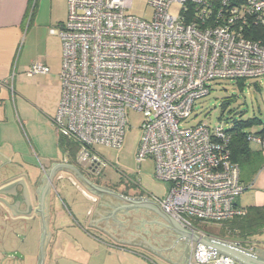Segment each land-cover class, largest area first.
<instances>
[{"label": "built area", "instance_id": "2783aa9c", "mask_svg": "<svg viewBox=\"0 0 264 264\" xmlns=\"http://www.w3.org/2000/svg\"><path fill=\"white\" fill-rule=\"evenodd\" d=\"M67 4V21L54 30L63 53L54 125L78 148L76 161L100 175L107 162L96 146L120 149L134 110L144 117L136 162H154V177L167 186L156 198L166 214L201 236L203 223L244 216L237 201L246 186L225 124L181 125L213 81L264 78V43L246 36L247 28L264 27V0H148L151 21L130 13L132 0ZM50 72L37 62L27 74ZM248 141L264 151V134ZM214 254L218 259L209 260ZM192 255L191 264H239L201 243Z\"/></svg>", "mask_w": 264, "mask_h": 264}, {"label": "crops", "instance_id": "0c3cea01", "mask_svg": "<svg viewBox=\"0 0 264 264\" xmlns=\"http://www.w3.org/2000/svg\"><path fill=\"white\" fill-rule=\"evenodd\" d=\"M67 18V0H0V82L6 83L0 90V188L18 182L10 195V200L15 201L12 206L15 217L23 216L26 214L25 204L18 194L26 188L30 189L29 198L32 202L41 198V192L38 194L39 189L33 186L36 178L44 171L49 175L53 165L63 164L75 168L94 186L134 199L119 191L123 190L159 205L156 197L129 192V188L122 183L114 185L107 178L101 179L103 171L97 175L87 166L79 164L76 161L78 152L76 145L60 137L58 138L61 144L62 140L64 142L63 148L61 146L62 154L58 159L48 163L43 171L25 163L21 159L24 152L22 154L19 148H15L11 143L13 140L23 141L21 130L12 117L11 103H14L18 116L24 106L32 107L27 96L17 91L24 80L33 78L44 80V83H50L48 88L56 91L60 101L55 115L52 117L45 114L54 122L62 98L60 72L63 54L62 42L56 31L62 28ZM37 62L48 66L51 72L47 75L29 76L28 69ZM13 80L17 81L16 88H13L14 93L9 87L12 86ZM17 95L20 98L19 104L16 101ZM39 110L44 111L40 107ZM250 146L254 152L260 153L256 157L259 168L253 176L244 177L242 180L246 190L238 199L237 206L244 209L264 206V151L255 143H251ZM76 170L58 167L52 172L55 191L60 198L55 203L52 193L49 197L45 195L46 200L43 201L50 236L44 245L47 263L50 260H56L59 264L193 263L192 254L197 242L182 237L163 216L147 207L120 209L114 214L117 220L115 221L111 216L113 211L119 206H129L133 202L98 191L94 187L87 189V185ZM140 184L137 183V186ZM40 185L42 189L46 182ZM34 204L36 207L37 202ZM105 216L111 217L103 219ZM179 226L190 231L180 224ZM205 234L204 237L231 246L240 245L239 241L230 240L229 236L221 238ZM243 249L264 259V248L258 249L254 242L248 249ZM36 264H40V261Z\"/></svg>", "mask_w": 264, "mask_h": 264}, {"label": "rangeland", "instance_id": "374dc122", "mask_svg": "<svg viewBox=\"0 0 264 264\" xmlns=\"http://www.w3.org/2000/svg\"><path fill=\"white\" fill-rule=\"evenodd\" d=\"M132 4L133 6L129 10L131 14L148 21L152 20L154 10L149 6L148 0H132ZM179 11V5H173L170 9L174 15H177ZM48 85L50 83L46 84L44 80L39 81L36 78L22 81L21 88L19 90L18 87L17 91L27 96L32 107L23 105L24 109L22 108L19 116L15 113L14 103H11L12 117L17 122L23 137V141L13 140L11 143L15 148H19L22 154L24 152L21 159L25 163L33 165L41 171L48 163L61 156L64 143L62 140L61 144L57 136L54 122L45 115L47 113L53 117L60 101L56 91L48 88ZM12 86L16 88L17 81L13 80ZM210 87L211 93L197 100L191 116L182 121L183 128L205 124L214 129L223 122L226 129H231L234 121L258 118L260 122L245 128L244 131L256 133L262 129L264 124V78L246 80L242 89L234 80L213 81L210 83ZM19 99V95H17L18 104ZM39 107L44 111H40ZM126 118L125 138L120 149L96 146L97 153L107 162V167L103 170V175L106 172L107 176L105 174L100 178H107L114 185L122 183L123 186L129 188V192L161 199L166 195L167 186L154 177V162L152 160H147L142 164L136 162L144 117L139 112L129 110ZM139 182L141 184L137 186ZM1 220L0 217V222ZM201 227L205 233L216 235L220 233L222 223H203ZM19 234L20 241L17 242L14 238L12 243L23 244L20 248L21 254L30 253L33 264H35L36 256L40 254V235L32 236L27 231H21ZM253 242L258 249H263L264 235L254 237Z\"/></svg>", "mask_w": 264, "mask_h": 264}, {"label": "water", "instance_id": "95a60500", "mask_svg": "<svg viewBox=\"0 0 264 264\" xmlns=\"http://www.w3.org/2000/svg\"><path fill=\"white\" fill-rule=\"evenodd\" d=\"M58 167H68V168H72V169L76 170L75 168L71 167L70 165L55 164L49 170V175H48V173L46 171H44L43 173L38 175V177L36 178V181L34 182L33 186L35 188L39 189L38 190V194H39V192H42L41 198L43 199L42 200V206L43 207H44L43 201L46 200V196L49 197L50 194H49V192H46V190L41 191L40 184L43 185V182H47L46 186H52L53 180H54L52 172ZM78 174H79V172H78ZM80 176L82 177L81 180L87 185L86 186L87 189L94 187L98 191L107 192V193H110V194H113V195L117 196L120 199L133 202V204H131L129 206L128 205H122V206L117 207V209L115 211H113V214L111 215V216H113V218H114V214L118 210L123 209V208L147 207V208H150L153 211L157 212L161 216H163L172 226L175 227V229L182 235V237L191 238L193 241H195L197 243H201L207 248H210L212 250L217 251L218 253H220L222 255L230 257L231 259H233L234 261H236L239 264H264V259H262V258H260V257H258L256 255H252L251 253H249L247 251H244V250L238 249L236 247H233L231 245L219 242L216 239H210V238L201 236V235L196 234V233L192 234L190 231H187V230L181 228L179 226V224L172 217H170L168 214H166L164 211H162L160 206L155 204L152 201H148L146 199L139 198V197H137L135 195L129 194V193L123 191V190H119L118 189L121 193H123V194H125L127 196H132V197H134V199H130V198H126V197L120 196V195H118V194H116V193H114L111 190H108L106 188H101L99 186H94L90 181L85 179L82 175H80ZM17 185H18V182H15L13 184H10V185H7V186L1 188L0 189V195H7V193L9 191L13 190L15 187H17ZM0 202H3V201H0ZM30 208L33 209V206L31 205ZM42 210H43V208H42ZM111 216H105L103 219H108ZM37 219H39V218L32 217L30 214L26 215L25 217H15V220L12 221V224L10 226V228L12 230L11 233L14 236H16L17 230H21L20 229L21 226L24 227L23 230H26L32 236L39 234V231L42 230L44 232V234H43L44 236H43V240H42V243H43L45 241V238L47 237V229H48V223L46 221L45 211L43 213L42 218L40 220H37ZM103 219H101V220H103ZM114 220L117 221L115 218H114ZM95 221L98 222L100 220H95ZM120 226H121V223H120ZM47 238H50V236H48ZM42 243H41V247H40V251H39L40 254H38V256H36L37 257L36 263H38L40 261V264H59L58 261H56V260H50V261H48V263L46 262ZM165 250H167V249H165ZM22 254H21L20 251H13L11 253H8V257H10V258H18L19 261H21V264H33L32 255L30 253H25V255L24 254L22 255ZM211 259H218V258L215 255V257L209 258V260H211Z\"/></svg>", "mask_w": 264, "mask_h": 264}, {"label": "trees", "instance_id": "16d2710c", "mask_svg": "<svg viewBox=\"0 0 264 264\" xmlns=\"http://www.w3.org/2000/svg\"><path fill=\"white\" fill-rule=\"evenodd\" d=\"M246 36L252 40L261 41L264 43V27L259 26L247 28ZM236 82L239 88L242 89V87L245 85L246 80L240 79L236 80ZM258 122H260L258 118L248 119L244 121H234V125L231 129L225 128V130L231 136L229 149L231 152L232 161L237 163L242 171L241 181L246 177L249 178L253 176L255 173H257V170L259 168L257 166L256 157H258L260 153L254 152L251 149V142L248 141V137L251 135H263L264 124L259 132L246 133L244 131L245 128L255 125ZM244 210V216L236 217L231 221L223 222L220 233L216 235L212 234V236H219L221 238L229 236L230 240L239 241L241 247L248 249L253 243L254 237L264 235V206H252ZM200 228L199 229L203 230L204 232V229H202V227Z\"/></svg>", "mask_w": 264, "mask_h": 264}, {"label": "flooded vegetation", "instance_id": "af4514ba", "mask_svg": "<svg viewBox=\"0 0 264 264\" xmlns=\"http://www.w3.org/2000/svg\"><path fill=\"white\" fill-rule=\"evenodd\" d=\"M46 185H47V182H46ZM46 185L44 186V188L41 189V191L46 190V192H49L50 195H52L53 193L52 195L53 201L56 203V200L60 198V195H58L57 192L55 191L54 184H52V186H46ZM15 189L16 188L9 191L7 195H0V201L4 202V203L0 202V217L2 219L0 222V264H21L18 258L8 257V253H11L13 251H20V248L23 246V244L16 245V244H13L12 242L14 238H16L17 242H19L20 241L19 236H18L20 235L19 232L26 231V230H23L24 227L21 226L20 227L21 230H17L16 236H14L11 233L12 230L10 226L12 224V221L15 220L14 210L12 209V206L14 205L15 201L11 202L10 195L12 192H14ZM18 195L21 198L20 200L23 201L25 204V213H26L25 215L19 216V217H25L26 215L30 214L32 217L39 218L37 220H40L44 213V210H42L43 208L42 200L43 199L37 198L32 202V200L29 198L30 189H26V188L21 194H18ZM40 195H42V192L40 193ZM36 202H37V206L35 207L34 203ZM31 205L33 206V209L30 208ZM45 216H46V213H45ZM46 221H47V216H46ZM43 234L44 232L42 230L39 231L40 243H42L41 241L43 240V236H44ZM47 237H48V229H47ZM47 237L45 238V241L42 243L44 250H45V247H44L45 242L48 239Z\"/></svg>", "mask_w": 264, "mask_h": 264}]
</instances>
